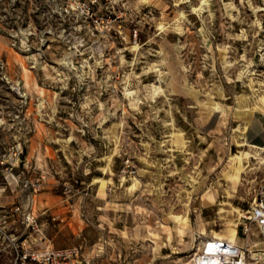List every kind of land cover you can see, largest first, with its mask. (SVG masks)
Masks as SVG:
<instances>
[{"label": "rangeland", "instance_id": "374dc122", "mask_svg": "<svg viewBox=\"0 0 264 264\" xmlns=\"http://www.w3.org/2000/svg\"><path fill=\"white\" fill-rule=\"evenodd\" d=\"M255 113L264 0H0V203L67 264H190L233 228L264 264Z\"/></svg>", "mask_w": 264, "mask_h": 264}, {"label": "built area", "instance_id": "2783aa9c", "mask_svg": "<svg viewBox=\"0 0 264 264\" xmlns=\"http://www.w3.org/2000/svg\"><path fill=\"white\" fill-rule=\"evenodd\" d=\"M16 186L17 181L11 176L4 188L12 190ZM239 225L244 237L253 227L264 235V180ZM44 240L37 219L28 206L0 203V264H67V259L78 255L76 248L54 250ZM248 252L247 246L207 238L196 247L190 264H252Z\"/></svg>", "mask_w": 264, "mask_h": 264}, {"label": "crops", "instance_id": "0c3cea01", "mask_svg": "<svg viewBox=\"0 0 264 264\" xmlns=\"http://www.w3.org/2000/svg\"><path fill=\"white\" fill-rule=\"evenodd\" d=\"M251 132L249 134L248 143L260 149H264V113H255L251 121Z\"/></svg>", "mask_w": 264, "mask_h": 264}, {"label": "bare ground", "instance_id": "6f19581e", "mask_svg": "<svg viewBox=\"0 0 264 264\" xmlns=\"http://www.w3.org/2000/svg\"><path fill=\"white\" fill-rule=\"evenodd\" d=\"M205 3V2H204ZM36 86V85H35ZM194 94V92L192 91L191 92V95ZM206 109L209 110V109H218V105L215 103V102H208V104L205 105ZM240 165H241V161H239V168L236 169L237 173L239 174L240 173ZM227 178H234L235 180H237L238 176L235 175V174H232L231 172L229 173H226L225 175ZM240 214V213H239ZM214 237L212 238H215V239H221V240H226L230 243H235L236 242V236H237V231L233 228L230 230L229 234L228 235H222V234H217V233H214L213 234ZM250 253H252V250H250ZM253 256V255H252Z\"/></svg>", "mask_w": 264, "mask_h": 264}]
</instances>
